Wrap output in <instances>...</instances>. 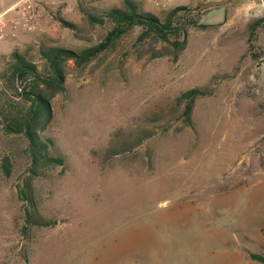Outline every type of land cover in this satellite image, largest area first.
<instances>
[{
    "label": "rangeland",
    "instance_id": "1",
    "mask_svg": "<svg viewBox=\"0 0 264 264\" xmlns=\"http://www.w3.org/2000/svg\"><path fill=\"white\" fill-rule=\"evenodd\" d=\"M19 1L0 0V264H263L264 0H136L161 21L186 6V37L136 25L67 61L39 131L62 165L7 131L28 113L23 86L43 88L13 77V54L47 76L42 49L103 42L113 24L89 16L125 0H24L32 28ZM193 88L190 125L179 97Z\"/></svg>",
    "mask_w": 264,
    "mask_h": 264
},
{
    "label": "trees",
    "instance_id": "2",
    "mask_svg": "<svg viewBox=\"0 0 264 264\" xmlns=\"http://www.w3.org/2000/svg\"><path fill=\"white\" fill-rule=\"evenodd\" d=\"M125 7H113L102 16L90 15L91 23L105 24L110 22L113 24L103 42L97 45L84 48L80 51H74L64 47L50 46L41 50L43 59L49 66L47 76L39 72L36 64L29 62L25 56L14 52V63L12 65L13 77L20 81L21 84L28 79L40 80L43 84L28 90L27 86H23L20 95L30 102L28 113L24 116H8V124L6 126L8 132L24 133L29 140V152L33 160L38 161L44 159L47 163H55L62 165L63 158L50 154V141H45L39 134L51 119L50 100L60 92L65 90V64L69 60H74L77 64L87 63L99 53L109 48L112 42L119 36L126 33L136 25L143 26L144 35L155 34L163 39L168 40L169 35L173 34L177 37H186L187 30L173 26L175 17L180 11L187 10L186 6H178L172 9L166 21H161L159 16L150 12H141L140 4L136 0H125ZM259 21L257 22V24ZM173 44L183 49L186 39H176ZM177 57V56H176ZM204 91L200 88H193L181 94L179 100H185L186 106L184 110L185 121L192 124V112L195 100ZM45 221V225H50L49 221ZM254 260L264 264V256L259 254H251Z\"/></svg>",
    "mask_w": 264,
    "mask_h": 264
},
{
    "label": "built area",
    "instance_id": "3",
    "mask_svg": "<svg viewBox=\"0 0 264 264\" xmlns=\"http://www.w3.org/2000/svg\"><path fill=\"white\" fill-rule=\"evenodd\" d=\"M22 2H24V4H25V6L22 8V11H24V12H23V18H24L23 25H24V27L32 28L33 26H32L31 23H30V19H31V17L29 16L30 13H29V15H28V13H27V11H26L27 8L30 7V4H26V1L21 0V1L17 2V3L15 4L14 7H15V8L19 7L20 4H21ZM17 9H19V8H17ZM15 27H17V25H15Z\"/></svg>",
    "mask_w": 264,
    "mask_h": 264
},
{
    "label": "crops",
    "instance_id": "4",
    "mask_svg": "<svg viewBox=\"0 0 264 264\" xmlns=\"http://www.w3.org/2000/svg\"><path fill=\"white\" fill-rule=\"evenodd\" d=\"M152 1V0H147L146 2H143V5L145 6V8L149 9V10H152L149 2Z\"/></svg>",
    "mask_w": 264,
    "mask_h": 264
},
{
    "label": "bare ground",
    "instance_id": "5",
    "mask_svg": "<svg viewBox=\"0 0 264 264\" xmlns=\"http://www.w3.org/2000/svg\"><path fill=\"white\" fill-rule=\"evenodd\" d=\"M263 13V12H262Z\"/></svg>",
    "mask_w": 264,
    "mask_h": 264
}]
</instances>
